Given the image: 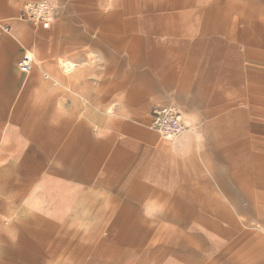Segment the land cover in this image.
<instances>
[{
	"label": "crops",
	"instance_id": "crops-1",
	"mask_svg": "<svg viewBox=\"0 0 264 264\" xmlns=\"http://www.w3.org/2000/svg\"><path fill=\"white\" fill-rule=\"evenodd\" d=\"M208 2L173 6L211 9L187 18L186 32L132 34L131 66L117 67L107 84L114 111L91 107L93 88L103 101V65L95 70L101 80H81L92 70L65 60L67 72L33 55V68L24 73L20 35L0 34V264L139 262L133 255L146 250L156 232H169L172 218L188 216V201H230L238 193L249 204L264 202V0ZM6 9L0 0V14ZM129 26L135 30L134 20ZM232 41L238 53L221 51ZM97 53L103 57V48ZM238 99L251 123L237 142V131L218 122L235 121ZM171 103L187 125L174 141L150 127L153 108ZM199 122L209 123L201 128ZM220 136L228 137L223 150L219 140L208 151L197 141ZM237 144L243 178L236 175ZM208 153L210 177L203 166ZM222 218L225 229L204 213L194 221L211 232L213 251L219 247L213 234H231V216Z\"/></svg>",
	"mask_w": 264,
	"mask_h": 264
},
{
	"label": "rangeland",
	"instance_id": "rangeland-1",
	"mask_svg": "<svg viewBox=\"0 0 264 264\" xmlns=\"http://www.w3.org/2000/svg\"><path fill=\"white\" fill-rule=\"evenodd\" d=\"M6 1L7 9L0 14V34H19L23 44L22 51L38 56L42 65L57 64L68 72V67L64 65L65 60L72 61L85 70H92L90 73H82L81 78L77 79L83 80L84 77H88L92 81L101 80L102 74L95 70H99L103 65V101L95 98L101 90L93 88L91 100L93 112L100 108L107 111L115 110L113 90L108 88L107 84L113 81L117 67L130 68L133 33L179 34L181 29L186 32L187 18L205 17L211 11L206 7H173L175 4H189L190 0H50L59 5V13L52 26L44 28L36 27L34 23L21 21L18 18L22 4L28 0ZM204 1H209L208 5L211 1L217 2V0ZM218 1L220 4H226V0ZM225 11L227 9H220L219 13ZM158 15H163L165 19H160V22L152 19L153 16ZM131 19L135 22L133 31L129 26ZM101 27H103V37L99 32ZM222 44L221 51L236 50L238 53L233 41L229 46ZM100 48H103V57L98 56L97 51ZM238 64L237 72L242 81L244 78L242 62L239 61ZM123 104L127 108L128 102L125 99ZM83 107L85 106L82 104L81 108ZM243 107L244 102L238 99L235 105L236 118L234 122H230V126L226 120L218 122V128L233 127L237 131V142L246 138L244 134L251 123L250 118L247 119L243 115ZM221 109L226 111L227 107L223 106ZM207 123L209 122H199L197 126L201 124L200 127L204 128ZM194 129L198 130L196 127ZM180 137L167 140L174 141ZM216 140H219L220 149L223 150L227 145L228 137H197L198 144L204 151L211 150L210 147L214 141L217 142ZM239 145L237 144L236 175L243 178V168L240 167L243 165V148L242 145L238 147ZM209 155L210 153L208 156L205 155L203 166L205 174L210 177L214 170ZM220 162L222 163V158ZM211 187V185L205 186V190H208L205 192H211ZM238 197L242 195L236 193V199L230 201H188V216L182 217L181 222L178 218H172V226L165 227V229L170 228L171 231L156 232L150 246L140 254L133 255L140 261L129 264H264V207L260 206L264 202L254 201L249 204ZM251 203L257 206L254 207ZM200 213L219 220L223 229L228 227V223L222 216L224 214L231 216L229 238L221 239L219 234L217 236L213 234V238L219 240V247L215 251L212 250L211 232H203L201 226L194 224L195 218L200 217ZM108 255L128 258L131 254L109 252Z\"/></svg>",
	"mask_w": 264,
	"mask_h": 264
},
{
	"label": "built area",
	"instance_id": "built-area-1",
	"mask_svg": "<svg viewBox=\"0 0 264 264\" xmlns=\"http://www.w3.org/2000/svg\"><path fill=\"white\" fill-rule=\"evenodd\" d=\"M58 12V6L50 0H31L24 4L19 18L44 28H50ZM33 65L34 58L29 53H26L18 63L20 70L24 73L31 72ZM150 127L169 140L182 136L187 130L182 110L176 103L155 106Z\"/></svg>",
	"mask_w": 264,
	"mask_h": 264
}]
</instances>
